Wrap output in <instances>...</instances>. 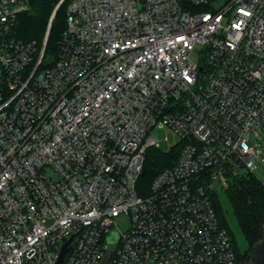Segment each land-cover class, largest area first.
I'll list each match as a JSON object with an SVG mask.
<instances>
[{
    "label": "built area",
    "instance_id": "obj_1",
    "mask_svg": "<svg viewBox=\"0 0 264 264\" xmlns=\"http://www.w3.org/2000/svg\"><path fill=\"white\" fill-rule=\"evenodd\" d=\"M29 10L0 0V264H239L212 195L264 161V0H69L48 64Z\"/></svg>",
    "mask_w": 264,
    "mask_h": 264
},
{
    "label": "trees",
    "instance_id": "obj_2",
    "mask_svg": "<svg viewBox=\"0 0 264 264\" xmlns=\"http://www.w3.org/2000/svg\"><path fill=\"white\" fill-rule=\"evenodd\" d=\"M61 2L62 0H30V10L20 16L14 31L18 39L26 42L35 41L40 52L50 29L44 64L57 58L58 43L66 29L69 0H65L60 5ZM177 155L178 149L171 151L160 148L150 149L146 156L142 182L148 186L160 171L176 162ZM225 193L231 213L247 243L246 250L241 249L230 228L228 211L223 206L219 193L212 195L216 213L221 225L233 236L239 264H248L256 246L264 240V184L252 172H244L229 179Z\"/></svg>",
    "mask_w": 264,
    "mask_h": 264
},
{
    "label": "rangeland",
    "instance_id": "obj_3",
    "mask_svg": "<svg viewBox=\"0 0 264 264\" xmlns=\"http://www.w3.org/2000/svg\"><path fill=\"white\" fill-rule=\"evenodd\" d=\"M256 129L260 132L259 139L255 137L254 133H252V134H250V140L256 144L258 153L264 159V130L259 129V128H256ZM158 134H159V139L161 141L160 149H162L164 151H169L171 146H174L177 143H180V140L176 141L172 135H170V142L169 143L165 142L164 138L166 136V130H159ZM252 173L257 177V179H259L264 184V161L263 162L256 161L255 162V169ZM221 184H222V182L220 180H218L216 182V186H217L216 190L220 194L223 206L228 211L227 217H228V222H229L230 228H231L232 232L234 233V235L237 239V242H238L239 246L241 247V249L246 250L247 249V243H246L244 237L242 236V234L240 233L236 219L234 218L233 214L231 213V207H230L229 202L226 198L225 189L223 188V186ZM253 256L256 257V261L254 263H252ZM261 258H262L261 253L259 251L257 252V250H256V252L255 251L253 252L252 257L249 260V263L262 264V261H264V259L262 258V260H261ZM263 264H264V262H263Z\"/></svg>",
    "mask_w": 264,
    "mask_h": 264
},
{
    "label": "water",
    "instance_id": "obj_4",
    "mask_svg": "<svg viewBox=\"0 0 264 264\" xmlns=\"http://www.w3.org/2000/svg\"><path fill=\"white\" fill-rule=\"evenodd\" d=\"M64 1H65V0H62V2L60 3V5H61ZM60 5L58 6V8L60 7ZM49 33H50V29H49L48 34H47L46 44H47V41H48V38H49ZM117 239H118L117 234H114V237H113V238H110V239H109V242H110V243H113V242H115ZM71 241H72V239H70V240L64 245V247H63V249H62V252H61L60 260H59L58 263L63 262V259H64V257L66 256V253H67L68 245L71 243ZM258 247H259V245L256 246L255 251H256V249H257ZM255 261H256V257L253 256V258H252V263H254ZM263 262H264V261H263ZM263 262H262V264H263ZM252 263H248V264H252Z\"/></svg>",
    "mask_w": 264,
    "mask_h": 264
},
{
    "label": "flooded vegetation",
    "instance_id": "obj_5",
    "mask_svg": "<svg viewBox=\"0 0 264 264\" xmlns=\"http://www.w3.org/2000/svg\"><path fill=\"white\" fill-rule=\"evenodd\" d=\"M256 250H257V252L259 251L261 253L262 258L264 259V240L262 241V243L259 245V247ZM262 258H261V260H262Z\"/></svg>",
    "mask_w": 264,
    "mask_h": 264
}]
</instances>
